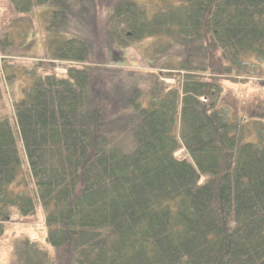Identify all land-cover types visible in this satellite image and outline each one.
<instances>
[{"label":"trees","instance_id":"1","mask_svg":"<svg viewBox=\"0 0 264 264\" xmlns=\"http://www.w3.org/2000/svg\"><path fill=\"white\" fill-rule=\"evenodd\" d=\"M10 8L46 10L45 57L72 63L64 76L30 70L11 109L14 73L0 64V237L14 214L42 209L53 250L15 237L16 263L264 264V135L246 139L247 118L219 103L222 80L264 62V0H174L150 15L137 0ZM95 37L122 65L128 44L153 38L146 87L79 67ZM14 41L1 32L0 50Z\"/></svg>","mask_w":264,"mask_h":264},{"label":"rangeland","instance_id":"2","mask_svg":"<svg viewBox=\"0 0 264 264\" xmlns=\"http://www.w3.org/2000/svg\"><path fill=\"white\" fill-rule=\"evenodd\" d=\"M137 1L145 6L149 15L159 7L165 6V4L174 3V0ZM46 17L47 11L40 10V8L34 11L31 10L27 14H15L10 8V0H0V33L8 32L15 39L16 45L12 49L10 47L5 48V52H2V49L0 50V64L5 65V73H14L13 78L6 82L7 102L10 109L13 102L20 97L21 87L30 83V77L28 76L30 70L36 69L37 73H44L50 69L53 73L64 76V69H67L72 64L71 62L45 57V53L50 48L48 44L49 38L51 36L52 38L54 37V34L50 33V36L45 31L44 23ZM152 39L146 38L128 44L124 49L128 62L122 65L116 59L113 61L108 60L110 56L106 54L105 48L109 45V41L95 37L91 40L89 47V60L77 65L79 67L90 65L91 68H104V75L106 74L110 78L111 75L106 73V71L118 72L115 77L117 78L116 81L128 79L132 73H137L142 76V79L138 81L139 86L145 88L146 84L143 81V76L146 75V70L156 69L147 68L142 64L145 62L140 57L148 49ZM21 42L24 44H21ZM249 60L253 61V59ZM165 70L162 69V71ZM248 70L249 72L246 75L232 74L234 78L222 80L223 92L219 103L229 110L232 117L242 121L243 117L247 118V122L243 121L246 123L244 135L246 139L256 141L255 133L257 134L260 131L264 135L261 131L264 125V62H255L254 60V64H251ZM218 76L221 75L218 74ZM136 79L138 80L139 76ZM164 80L173 85L177 82L175 77L170 76H166ZM257 118L261 120H257ZM249 135L252 138L248 137ZM183 152L184 149L181 147L175 155L181 157ZM45 235L46 227L42 209H38L37 213L29 218H18L14 214L6 224V229L0 237V264H17L13 255L12 245V240L15 237L28 236L33 240H37L53 254V250L45 243Z\"/></svg>","mask_w":264,"mask_h":264}]
</instances>
